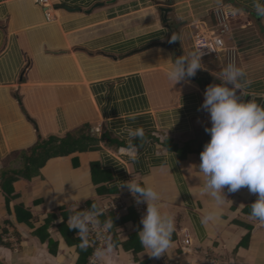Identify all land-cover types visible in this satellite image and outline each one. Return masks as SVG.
<instances>
[{"label": "crops", "instance_id": "0c3cea01", "mask_svg": "<svg viewBox=\"0 0 264 264\" xmlns=\"http://www.w3.org/2000/svg\"><path fill=\"white\" fill-rule=\"evenodd\" d=\"M50 3L53 18L46 21L35 0H0V174L21 168V153L50 137L65 139L88 129L98 149L48 160L38 176L13 184L8 204L0 188V264H79L70 233L75 229L65 216L75 209L68 204L81 196L77 210L95 204L104 209L100 220L113 214L120 219L119 238L110 237L113 250L105 264H159L145 250L133 252L142 246L140 217L136 213L137 226L129 215L136 208L107 210L119 200L134 204L124 186L131 179L149 182L160 193L161 210L173 215L171 259L264 264V222L250 215L256 194L223 189L219 223L202 222L214 202L199 194L200 155L183 150L200 135L210 136L204 130L209 114L200 107L207 86L193 79L172 86L167 78L174 52L161 46L170 37L160 10L164 0ZM204 3L173 1L169 18L181 32L183 53L204 45L203 69L197 72L219 83L228 61L243 67L244 87L237 94L264 104V16L257 14L255 0L215 1L224 12L229 4L240 10L226 14V50L217 56L209 54L205 41L195 40L196 25L214 23ZM138 126L144 136L133 141H139L138 155L130 160L120 149L127 143L126 129ZM22 207L24 214H18ZM25 212L32 217L28 223ZM7 237L17 248L4 242ZM127 243L135 248L126 250Z\"/></svg>", "mask_w": 264, "mask_h": 264}, {"label": "clouds", "instance_id": "9594fccd", "mask_svg": "<svg viewBox=\"0 0 264 264\" xmlns=\"http://www.w3.org/2000/svg\"><path fill=\"white\" fill-rule=\"evenodd\" d=\"M255 10L258 15L264 16V0H255ZM239 11L230 4L225 8L227 15H236ZM176 40H179V37L173 33L169 42ZM202 47L204 45H197L195 50L172 58L166 65L167 78L172 82V86L189 81L198 70L203 69ZM245 75L243 67L228 61L222 67L221 82L209 85L203 94L204 99L200 107L209 114L210 126H206L204 130L210 135V139L203 145L199 154L197 172L202 174L199 194L214 202L204 213V224L219 223L225 199L223 189L227 188L228 192L234 193L245 187L257 196L251 203L250 215L264 222V104L256 98L245 100L237 94L238 90L242 93ZM126 133L127 143L120 149V153L130 160H135L138 148L133 141L142 138L144 130L139 126L128 127ZM124 186L128 188L137 204L146 203V211L140 221L142 228L137 233L144 252L153 258L168 255L173 247L175 221L173 215L161 210L160 193L147 181L131 179L124 182ZM81 198L85 197L81 196L71 204H68L67 200L63 203L69 206L75 204V209L70 207L72 214L68 217L67 224L69 229L77 230L80 235V247L87 248L90 230L102 228L107 232L113 227V221L110 217L102 222L100 216L103 215L104 209L95 204L90 208L77 210L76 202ZM112 250L113 247L109 243L106 249H96L95 256L102 259Z\"/></svg>", "mask_w": 264, "mask_h": 264}, {"label": "trees", "instance_id": "16d2710c", "mask_svg": "<svg viewBox=\"0 0 264 264\" xmlns=\"http://www.w3.org/2000/svg\"><path fill=\"white\" fill-rule=\"evenodd\" d=\"M198 73V72H197ZM196 73V74H197ZM88 132V129L82 130L80 132V135H71L69 137H66L65 139H58L55 137H50L43 141H38L32 148H30L28 151L22 152L20 155L21 158V168H17L16 170H4L0 174V188L3 191V193L6 195V204L9 203V200L13 194V184L17 182L20 179L23 180H31L33 177L38 176L39 171L41 168L44 167L46 162L52 158H58V157H66L70 156L76 152H86L89 150H97V145L99 143L98 140L92 137ZM210 139L209 137L203 138L202 135H200L195 143H189L185 146L186 149L183 150V152L188 153H194L199 155L201 150L203 149V145ZM139 142V141H138ZM138 142L136 141V145H138ZM93 204H88V207L90 208ZM8 206V205H7ZM16 211L19 213H23V207L17 208ZM26 213V223H28L30 220H32V217L29 213ZM137 212L132 209L129 215H133L132 220L136 223L138 226L139 221L137 219ZM22 214V215H23ZM68 216H65L66 222L68 220ZM112 218L113 221V227L110 230L111 238L117 241L119 238V232H118V224L120 222V219L117 220L115 214L109 215L108 217H103L102 222L106 220L107 218ZM20 220H22L21 216H19ZM121 222H123L121 220ZM5 232V231H4ZM3 232V233H4ZM70 233L73 234L75 237V245L78 248V253L80 255L79 264H85L88 257L92 253V249L87 248H81L80 244L82 243L80 235L77 233V230L71 231ZM69 233V234H70ZM78 235V236H77ZM67 238V237H66ZM246 240L248 241V237H246ZM1 241V236H0ZM124 248L126 250H133L135 247L130 243H127L124 245ZM144 250L142 246L136 247L133 252L135 255H138Z\"/></svg>", "mask_w": 264, "mask_h": 264}, {"label": "built area", "instance_id": "2783aa9c", "mask_svg": "<svg viewBox=\"0 0 264 264\" xmlns=\"http://www.w3.org/2000/svg\"><path fill=\"white\" fill-rule=\"evenodd\" d=\"M40 6L44 9V18L46 21H51L53 18V7L50 3V0H35ZM217 0H205L206 5H209L211 8L209 12L213 11L214 23L212 25H196L197 33L195 35L196 41H205L207 46V51L213 56L219 55L221 52L225 51L224 36L229 32V23L228 17L225 14L224 10L221 7L215 5ZM213 4V5H212ZM240 190L248 191L245 188ZM253 194V193H252ZM131 207L136 208V211L140 217L144 215L146 211V205L144 203L137 204L134 199V204L125 203L123 201H115L107 208L108 211H128ZM4 242H11L13 246L17 248V243L13 237H7L3 239ZM89 246L87 249H92V253L89 256L86 264H105L104 258L98 259L95 256V251L98 248H107L108 244L111 243L110 240V230L104 232L101 229H91L88 234ZM159 264H182L178 260H173L169 255H162L157 258ZM208 264H217L214 260H210Z\"/></svg>", "mask_w": 264, "mask_h": 264}, {"label": "water", "instance_id": "95a60500", "mask_svg": "<svg viewBox=\"0 0 264 264\" xmlns=\"http://www.w3.org/2000/svg\"><path fill=\"white\" fill-rule=\"evenodd\" d=\"M173 1L174 0H164V4L160 6V10H161L162 18H163V23L166 25L167 29L170 31V37L174 33L178 35L179 40H176L174 42H169L170 40V37H169L168 41L165 43H162L161 46L168 47L170 50H172L174 52V58H175L184 53H183L182 46L180 44L181 32L179 31L177 26L172 22V20L169 18V13H171L173 10L172 9ZM191 79L196 80V81H199V80L204 81L207 87L211 84L219 83L217 81H214L213 78L206 73H198Z\"/></svg>", "mask_w": 264, "mask_h": 264}, {"label": "rangeland", "instance_id": "374dc122", "mask_svg": "<svg viewBox=\"0 0 264 264\" xmlns=\"http://www.w3.org/2000/svg\"><path fill=\"white\" fill-rule=\"evenodd\" d=\"M120 257H121L123 260H127V258H126L123 254H120Z\"/></svg>", "mask_w": 264, "mask_h": 264}]
</instances>
